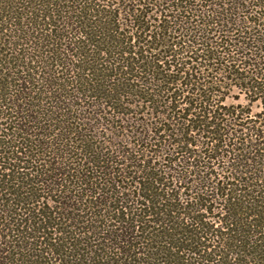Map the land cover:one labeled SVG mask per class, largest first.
<instances>
[{
	"label": "trees",
	"instance_id": "obj_1",
	"mask_svg": "<svg viewBox=\"0 0 264 264\" xmlns=\"http://www.w3.org/2000/svg\"><path fill=\"white\" fill-rule=\"evenodd\" d=\"M0 264H264V0H0Z\"/></svg>",
	"mask_w": 264,
	"mask_h": 264
},
{
	"label": "rangeland",
	"instance_id": "obj_2",
	"mask_svg": "<svg viewBox=\"0 0 264 264\" xmlns=\"http://www.w3.org/2000/svg\"><path fill=\"white\" fill-rule=\"evenodd\" d=\"M235 83L236 82H229L227 85L228 86L232 85L234 87ZM222 92L223 93H228V90H223ZM229 94L230 95H229L228 99H226V101H225V105H228V106H232V105L239 106V105H242L244 107L249 106V103L244 100L243 96L240 95V93H239V91L237 89L233 88L231 90V92H229ZM253 111L256 112V113L261 111V107L259 106L258 103L253 105ZM217 214H215V213L214 214H210V216L217 217L218 216Z\"/></svg>",
	"mask_w": 264,
	"mask_h": 264
}]
</instances>
